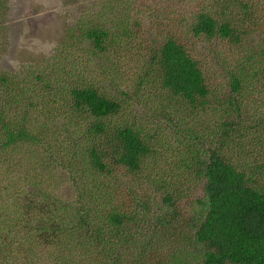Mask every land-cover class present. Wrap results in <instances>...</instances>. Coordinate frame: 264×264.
<instances>
[{"label": "trees", "instance_id": "1", "mask_svg": "<svg viewBox=\"0 0 264 264\" xmlns=\"http://www.w3.org/2000/svg\"><path fill=\"white\" fill-rule=\"evenodd\" d=\"M2 230L24 264H264V0H102L1 70Z\"/></svg>", "mask_w": 264, "mask_h": 264}, {"label": "rangeland", "instance_id": "2", "mask_svg": "<svg viewBox=\"0 0 264 264\" xmlns=\"http://www.w3.org/2000/svg\"><path fill=\"white\" fill-rule=\"evenodd\" d=\"M102 0H8L5 37L0 35V71L22 72L27 65L40 64L55 53L73 20ZM114 90L117 92V88ZM251 91V90H248ZM243 101L246 103V99ZM251 122L246 121L244 125ZM251 132V131H250ZM75 173V172H74ZM109 183V187L114 184ZM151 214V213H150ZM0 263L24 264L25 250L19 255L17 243L25 238H11L14 230L0 231ZM25 262L26 259L23 258ZM45 258L39 264H47Z\"/></svg>", "mask_w": 264, "mask_h": 264}]
</instances>
